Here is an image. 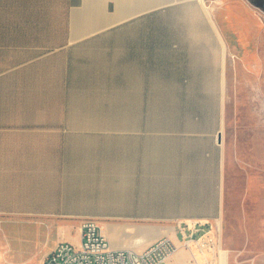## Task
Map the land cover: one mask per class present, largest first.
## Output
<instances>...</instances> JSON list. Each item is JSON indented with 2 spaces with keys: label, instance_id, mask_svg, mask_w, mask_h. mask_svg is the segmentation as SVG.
<instances>
[{
  "label": "crops",
  "instance_id": "0c3cea01",
  "mask_svg": "<svg viewBox=\"0 0 264 264\" xmlns=\"http://www.w3.org/2000/svg\"><path fill=\"white\" fill-rule=\"evenodd\" d=\"M263 92L253 0H0V215L72 225L8 263L94 218L114 247L207 231L264 264V117L229 110Z\"/></svg>",
  "mask_w": 264,
  "mask_h": 264
},
{
  "label": "rangeland",
  "instance_id": "374dc122",
  "mask_svg": "<svg viewBox=\"0 0 264 264\" xmlns=\"http://www.w3.org/2000/svg\"><path fill=\"white\" fill-rule=\"evenodd\" d=\"M253 1L256 4H260L264 9V0ZM238 95L233 94L234 98L229 101V110L232 109L233 116L243 118L264 117V92L256 94L241 93ZM237 101L240 104V108L235 107ZM236 127V125L231 126L234 134ZM234 134L232 136L230 133L228 134V144L232 146L234 145L233 141L236 139ZM238 139H240V136ZM64 223L68 224L70 222L62 219L22 218L0 215V262L8 264V261L21 262L27 259V257L29 258L30 254L40 246L37 242V236L47 239L51 235L56 234L60 229L64 234L70 233L72 225L67 229L65 226V228L62 226ZM21 231L23 232L22 235L18 234ZM204 235L205 233H194L193 236L191 233L188 235L181 234L180 240L177 242L173 241L177 250L167 262L162 264H219V249L220 247L221 249L223 248L219 238L217 239L211 234ZM189 240L193 242L190 247L186 244ZM48 247L46 248L48 249ZM221 261L224 260L222 259ZM27 264H37V260H29Z\"/></svg>",
  "mask_w": 264,
  "mask_h": 264
},
{
  "label": "built area",
  "instance_id": "2783aa9c",
  "mask_svg": "<svg viewBox=\"0 0 264 264\" xmlns=\"http://www.w3.org/2000/svg\"><path fill=\"white\" fill-rule=\"evenodd\" d=\"M176 250V245L167 236L158 238L142 250L114 247L99 222L85 218L80 226L79 243L59 242L47 253L44 264H162Z\"/></svg>",
  "mask_w": 264,
  "mask_h": 264
},
{
  "label": "bare ground",
  "instance_id": "6f19581e",
  "mask_svg": "<svg viewBox=\"0 0 264 264\" xmlns=\"http://www.w3.org/2000/svg\"><path fill=\"white\" fill-rule=\"evenodd\" d=\"M106 226H107V225H106ZM197 241L199 242V240H197ZM186 244L190 247L191 244H193V242L189 240V241L186 242ZM219 251H220V255H219V264H226V263H225V262H226V258H227V252H226V250H225L224 248L221 249V247H220ZM222 259H223L224 261H221Z\"/></svg>",
  "mask_w": 264,
  "mask_h": 264
},
{
  "label": "trees",
  "instance_id": "16d2710c",
  "mask_svg": "<svg viewBox=\"0 0 264 264\" xmlns=\"http://www.w3.org/2000/svg\"><path fill=\"white\" fill-rule=\"evenodd\" d=\"M258 5H260V4H258ZM261 6V5H260Z\"/></svg>",
  "mask_w": 264,
  "mask_h": 264
}]
</instances>
